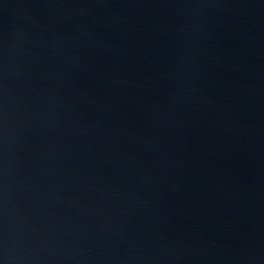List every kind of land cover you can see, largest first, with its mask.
<instances>
[{"label":"water","instance_id":"obj_1","mask_svg":"<svg viewBox=\"0 0 264 264\" xmlns=\"http://www.w3.org/2000/svg\"><path fill=\"white\" fill-rule=\"evenodd\" d=\"M0 264H264V0H0Z\"/></svg>","mask_w":264,"mask_h":264}]
</instances>
